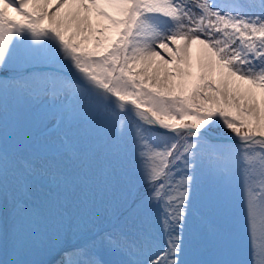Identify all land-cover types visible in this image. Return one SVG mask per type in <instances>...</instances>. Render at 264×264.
Segmentation results:
<instances>
[{"label": "snow or ice", "instance_id": "snow-or-ice-1", "mask_svg": "<svg viewBox=\"0 0 264 264\" xmlns=\"http://www.w3.org/2000/svg\"><path fill=\"white\" fill-rule=\"evenodd\" d=\"M257 232L264 0H0V264H264Z\"/></svg>", "mask_w": 264, "mask_h": 264}, {"label": "rangeland", "instance_id": "rangeland-1", "mask_svg": "<svg viewBox=\"0 0 264 264\" xmlns=\"http://www.w3.org/2000/svg\"><path fill=\"white\" fill-rule=\"evenodd\" d=\"M192 52H193V57L195 59V56L197 55V52H198V46L193 45ZM215 129L217 133L221 135V130L217 128ZM224 133L225 134L228 133L226 129L224 130ZM123 179L125 182H131L135 184L137 189L143 185L139 179L138 173L136 172L135 164L133 163L131 157L128 158L127 163L125 165ZM35 186L36 187L34 191V203L38 205L44 194V191L48 189L49 185L45 178H39L35 181ZM237 186L238 185L236 181L233 180L230 185L229 191L231 189H236ZM237 195H240L239 189H237ZM229 197H230L231 206H232V216L236 224L237 234H238V248H239L238 258L244 259L246 258L247 248H248V243H249L248 234L244 229V207H243V203L241 199L237 200V205H236L232 203V196H230V194H229ZM152 226H153L154 232L157 234V236H159L160 227H159L158 221L155 218L153 219ZM77 242L78 240L73 239L71 234H69V236L66 238L65 246H70L71 244L77 243ZM257 242L258 243L264 242L261 240L259 232H257ZM101 256L104 260L108 262V264H117L118 261L126 259V257L120 254L109 252L106 250L101 252ZM26 258L35 259L38 261H42L43 264H48L51 261L54 263L60 257H59L58 252H49L46 250V248L43 245H38L36 248L33 249V251L30 254L26 256Z\"/></svg>", "mask_w": 264, "mask_h": 264}, {"label": "bare ground", "instance_id": "bare-ground-1", "mask_svg": "<svg viewBox=\"0 0 264 264\" xmlns=\"http://www.w3.org/2000/svg\"><path fill=\"white\" fill-rule=\"evenodd\" d=\"M26 258V257H25Z\"/></svg>", "mask_w": 264, "mask_h": 264}]
</instances>
